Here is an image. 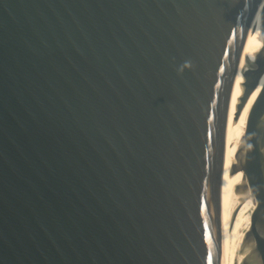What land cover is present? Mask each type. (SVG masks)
<instances>
[{"label":"water","instance_id":"obj_1","mask_svg":"<svg viewBox=\"0 0 264 264\" xmlns=\"http://www.w3.org/2000/svg\"><path fill=\"white\" fill-rule=\"evenodd\" d=\"M0 264H264V0H0Z\"/></svg>","mask_w":264,"mask_h":264}]
</instances>
